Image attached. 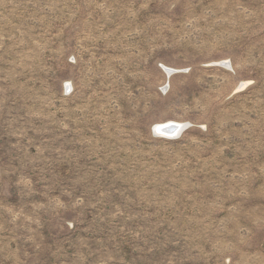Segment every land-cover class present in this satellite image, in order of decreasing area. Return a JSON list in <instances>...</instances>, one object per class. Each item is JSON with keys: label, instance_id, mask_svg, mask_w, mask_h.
Returning a JSON list of instances; mask_svg holds the SVG:
<instances>
[{"label": "rangeland", "instance_id": "obj_1", "mask_svg": "<svg viewBox=\"0 0 264 264\" xmlns=\"http://www.w3.org/2000/svg\"><path fill=\"white\" fill-rule=\"evenodd\" d=\"M0 264H264V0H0Z\"/></svg>", "mask_w": 264, "mask_h": 264}, {"label": "bare ground", "instance_id": "obj_2", "mask_svg": "<svg viewBox=\"0 0 264 264\" xmlns=\"http://www.w3.org/2000/svg\"><path fill=\"white\" fill-rule=\"evenodd\" d=\"M184 123H173V124H165L161 125L158 128H155L158 133L163 134L167 137H174L176 135H179L183 129L185 128Z\"/></svg>", "mask_w": 264, "mask_h": 264}, {"label": "water", "instance_id": "obj_3", "mask_svg": "<svg viewBox=\"0 0 264 264\" xmlns=\"http://www.w3.org/2000/svg\"><path fill=\"white\" fill-rule=\"evenodd\" d=\"M168 70V69H167ZM168 72L169 73H172L173 71L172 70H168ZM187 128V125H186V127L183 129V130H185Z\"/></svg>", "mask_w": 264, "mask_h": 264}]
</instances>
